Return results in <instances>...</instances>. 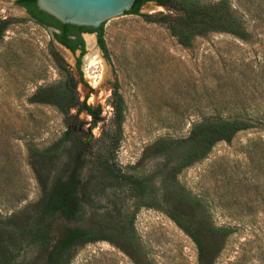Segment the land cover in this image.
<instances>
[{"label":"rangeland","instance_id":"obj_1","mask_svg":"<svg viewBox=\"0 0 264 264\" xmlns=\"http://www.w3.org/2000/svg\"><path fill=\"white\" fill-rule=\"evenodd\" d=\"M14 1L0 0V23H7L0 36V218L38 200L29 154L50 146L67 127L109 153L120 172L141 175L157 161L148 152L142 157L154 140L184 137L204 119L241 118L247 128L213 144L176 181L196 202L195 209L188 203L186 213L203 215L223 230L213 264H264V0H228L245 37L210 31L187 45L152 18L167 10L148 0L137 13L103 22L104 51L93 32L92 49L83 37L82 54L56 42ZM66 72L77 98L66 116L50 102L30 99L36 88L63 81ZM92 163L81 171L83 179L94 174ZM91 181L96 191L102 188V181ZM111 192L102 189L96 205H85L75 222L49 217L50 234L99 223L108 200L132 211L135 197L124 188ZM133 230L146 264H196L194 242L163 210L140 206ZM15 252L14 259H31L36 248L22 241ZM66 264L134 263L114 244L96 240L71 247Z\"/></svg>","mask_w":264,"mask_h":264},{"label":"trees","instance_id":"obj_2","mask_svg":"<svg viewBox=\"0 0 264 264\" xmlns=\"http://www.w3.org/2000/svg\"><path fill=\"white\" fill-rule=\"evenodd\" d=\"M148 0H133L126 13H137ZM163 5L167 12L154 18L165 23L170 35L179 44H189L192 37L210 31L226 32L243 38L242 21L231 8L228 0L202 2L200 0H153ZM27 15L42 27H50L52 38L73 52L84 51L81 33L94 32L98 47L104 51L102 25L95 28L61 23L40 10L34 0H15ZM147 16V15H146ZM7 23H0V36ZM85 42V41H84ZM79 58L76 59V66ZM63 81L38 87L30 96L32 101L50 102L66 116L76 103V93L71 83V74ZM85 106V105H84ZM89 110L87 106L84 107ZM90 111V110H89ZM115 117L120 116L119 98L114 107ZM68 124V122H65ZM241 118H213L195 122L188 133L180 138H158L148 145L142 157L155 158V166L148 173L129 175L120 172L110 160V155L95 149L93 142L84 141L77 131L67 127L50 146L31 150L29 164L40 188L38 200L4 219L0 218V264H66L71 247L96 240H106L120 248L134 264H146L141 246L134 234L133 215L143 205L163 210L194 242L196 264H213L223 236V230L209 226L204 216L189 212L188 203L197 208L184 189L176 181L177 174L191 163L202 158L213 144L229 141L235 133L248 127ZM58 150V152L56 151ZM57 152V153H56ZM65 159L56 164L60 157ZM94 174L82 178L81 171L89 162ZM92 180L102 181V188L95 190ZM105 188L112 195L123 188L136 198L132 211H124L122 203L106 201L102 221L89 226H68L57 237L50 234L49 217H62L75 222L85 205L95 206ZM118 190V191H117ZM118 194V193H117ZM148 197V202L144 201ZM199 217V218H198ZM49 219V220H48ZM48 220V221H47ZM34 245L31 259H14L15 247L21 242ZM16 253V252H15Z\"/></svg>","mask_w":264,"mask_h":264},{"label":"water","instance_id":"obj_3","mask_svg":"<svg viewBox=\"0 0 264 264\" xmlns=\"http://www.w3.org/2000/svg\"><path fill=\"white\" fill-rule=\"evenodd\" d=\"M36 6L61 23L95 28L130 10L133 0H34ZM51 31L52 28L48 27ZM91 33V32H87Z\"/></svg>","mask_w":264,"mask_h":264},{"label":"bare ground","instance_id":"obj_4","mask_svg":"<svg viewBox=\"0 0 264 264\" xmlns=\"http://www.w3.org/2000/svg\"><path fill=\"white\" fill-rule=\"evenodd\" d=\"M150 11H151V9H150ZM88 34H90V33H83V37H85V36L87 35V36H86V40L88 41L87 46H88V48L92 49L93 44H94L93 36L88 35ZM93 53H94V52H93ZM89 57H91V54H90V55L87 54V55H86V58H85L84 60H85V61L88 60Z\"/></svg>","mask_w":264,"mask_h":264},{"label":"flooded vegetation","instance_id":"obj_5","mask_svg":"<svg viewBox=\"0 0 264 264\" xmlns=\"http://www.w3.org/2000/svg\"><path fill=\"white\" fill-rule=\"evenodd\" d=\"M20 7H22V6H20ZM23 8V7H22ZM24 9V8H23ZM24 11H25V9H24ZM27 14V13H26ZM92 33V32H91ZM94 33V32H93ZM95 34V33H94ZM81 37H83V33H81ZM84 39V38H83Z\"/></svg>","mask_w":264,"mask_h":264}]
</instances>
